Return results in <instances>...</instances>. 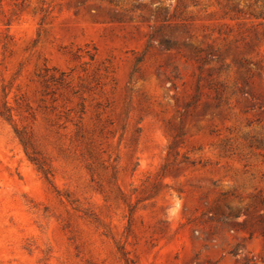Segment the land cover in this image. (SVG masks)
I'll return each instance as SVG.
<instances>
[{
  "label": "rangeland",
  "instance_id": "rangeland-1",
  "mask_svg": "<svg viewBox=\"0 0 264 264\" xmlns=\"http://www.w3.org/2000/svg\"><path fill=\"white\" fill-rule=\"evenodd\" d=\"M4 101L0 264H264L263 0H0Z\"/></svg>",
  "mask_w": 264,
  "mask_h": 264
},
{
  "label": "trees",
  "instance_id": "trees-1",
  "mask_svg": "<svg viewBox=\"0 0 264 264\" xmlns=\"http://www.w3.org/2000/svg\"><path fill=\"white\" fill-rule=\"evenodd\" d=\"M75 58L77 59L79 56L75 55ZM89 58L93 61L95 59V55L89 54ZM69 76L70 75L66 72L58 69H44L43 73L40 75L43 87L47 91V94L51 96L57 95V93L62 92V90L70 89ZM0 117L10 124L13 123V109L10 107L8 101H4L0 105ZM14 130L30 161L37 166L38 170L48 181H51L50 178L53 177L52 170L45 161L38 157V153L35 150L30 134L24 129L15 128ZM125 261L126 264H134L128 258H125Z\"/></svg>",
  "mask_w": 264,
  "mask_h": 264
}]
</instances>
